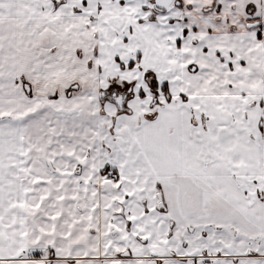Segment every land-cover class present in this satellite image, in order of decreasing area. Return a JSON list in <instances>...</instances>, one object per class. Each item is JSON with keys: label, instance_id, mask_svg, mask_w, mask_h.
I'll use <instances>...</instances> for the list:
<instances>
[{"label": "snow or ice", "instance_id": "snow-or-ice-1", "mask_svg": "<svg viewBox=\"0 0 264 264\" xmlns=\"http://www.w3.org/2000/svg\"><path fill=\"white\" fill-rule=\"evenodd\" d=\"M0 264H264V0H0Z\"/></svg>", "mask_w": 264, "mask_h": 264}]
</instances>
